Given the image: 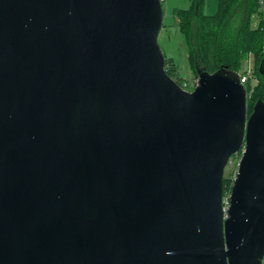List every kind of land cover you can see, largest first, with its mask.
Wrapping results in <instances>:
<instances>
[{"label":"water","instance_id":"95a60500","mask_svg":"<svg viewBox=\"0 0 264 264\" xmlns=\"http://www.w3.org/2000/svg\"><path fill=\"white\" fill-rule=\"evenodd\" d=\"M163 20L0 0V264H263L264 102L224 67L182 88Z\"/></svg>","mask_w":264,"mask_h":264},{"label":"trees","instance_id":"16d2710c","mask_svg":"<svg viewBox=\"0 0 264 264\" xmlns=\"http://www.w3.org/2000/svg\"><path fill=\"white\" fill-rule=\"evenodd\" d=\"M162 1L164 8L165 0ZM205 4L206 0H190L187 8L173 9L194 76L198 78L201 71L213 73L222 67L242 73V64L250 57L252 75L246 86L250 92L248 112L251 114L256 103L264 102V9L261 0H218L215 14H207ZM164 55L167 73L180 85L187 83L188 80L180 76L174 59ZM252 78L257 79L256 86H252ZM238 154L242 156V152ZM233 181L224 178V195H230Z\"/></svg>","mask_w":264,"mask_h":264},{"label":"rangeland","instance_id":"374dc122","mask_svg":"<svg viewBox=\"0 0 264 264\" xmlns=\"http://www.w3.org/2000/svg\"><path fill=\"white\" fill-rule=\"evenodd\" d=\"M190 4V0H165L164 4V26L159 34V45L164 54L170 56L177 63L179 68V74L185 80H188L187 90H193L197 85V77L194 75L193 68L188 58V48L184 39L183 34L180 32L178 27V20L173 16V9L176 7L187 8ZM218 0H206L205 12L207 14H215L217 11ZM250 58V57H249ZM245 59L241 72L247 70V60ZM176 81L177 79L174 78ZM258 83L256 78H252V86H256ZM240 154L233 155L230 158V162L225 168L224 178L234 179L238 170L240 161ZM225 206L228 204L229 195H224ZM264 264V259H263Z\"/></svg>","mask_w":264,"mask_h":264},{"label":"built area","instance_id":"2783aa9c","mask_svg":"<svg viewBox=\"0 0 264 264\" xmlns=\"http://www.w3.org/2000/svg\"><path fill=\"white\" fill-rule=\"evenodd\" d=\"M261 5L264 9V0H261ZM252 75V65H251V59L247 60V70L245 72L239 73L240 80L244 84V86L247 89L246 83L251 79ZM188 83H184L181 85L182 88L187 89ZM249 91L247 90V98H249Z\"/></svg>","mask_w":264,"mask_h":264}]
</instances>
